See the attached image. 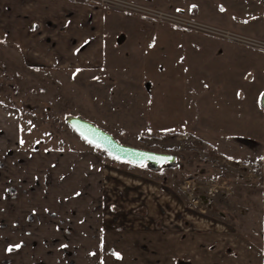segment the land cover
<instances>
[{
    "label": "rangeland",
    "instance_id": "rangeland-1",
    "mask_svg": "<svg viewBox=\"0 0 264 264\" xmlns=\"http://www.w3.org/2000/svg\"><path fill=\"white\" fill-rule=\"evenodd\" d=\"M84 1L107 12L163 25L169 33H197L264 54L256 46L111 4ZM125 1L264 41V0ZM121 25H113V33ZM129 27L122 28L129 40L121 45L122 35H118L117 48L106 35L103 66L92 70L30 67L14 56L13 49L0 47V98L20 112L17 146L27 151L20 159L0 160V181L12 180L20 188L33 179L39 183L47 179L53 195H81L85 186L72 183L81 182V166L59 162L58 168L43 169L45 164L38 161L46 154L83 151L95 153L107 167L127 171L126 165L118 168L117 162L66 123L68 116L80 117L123 145L175 155L174 163L127 171L144 178L151 175L148 179L159 185L151 190L166 201L165 217L158 224L164 222L167 247L179 245L178 251L193 263V231L211 232L224 245H234L241 256L250 254L256 264H264V109L260 105L264 87L253 89L260 83L250 67L229 73L223 45L206 52L197 51L193 44L175 48L172 43L169 48L155 27H141L146 39L139 44L134 40L137 28ZM89 170L93 175L95 170ZM99 205L91 203L87 210L97 211ZM137 209L134 213H145L143 207L144 211ZM92 263L87 257L86 264Z\"/></svg>",
    "mask_w": 264,
    "mask_h": 264
},
{
    "label": "crops",
    "instance_id": "crops-1",
    "mask_svg": "<svg viewBox=\"0 0 264 264\" xmlns=\"http://www.w3.org/2000/svg\"><path fill=\"white\" fill-rule=\"evenodd\" d=\"M113 25L121 27L113 33ZM123 25L137 28V43L146 39L141 27H155L169 48L172 43L175 48L193 44L197 51L206 52L223 45L222 57L230 61L229 73L239 74L240 69L250 67L260 83L253 89L264 87V54L244 47L197 33H169L171 30L163 25L107 12L84 0H0V42L9 44L14 56L30 67L69 71L101 68L106 35L111 36L109 41L115 48L129 40ZM118 35H122L120 44ZM19 134L20 112L0 103V160L20 159L27 152L17 146ZM38 162L45 164L43 169L46 165L58 168L59 162L81 166V182L72 183L85 187L81 195H53L47 179L41 183L33 179L20 188L12 180H1L0 264H86L87 257L92 264H256L253 256H241L231 245L213 238L211 232L193 231V263L178 251L179 245L167 247L164 222L158 224L165 217L166 201L151 190H158L159 185L107 167L93 152L56 157L46 154ZM13 167L21 174L19 164ZM90 167L95 170L93 175ZM10 187L15 188L9 191ZM91 203H100V209L89 212ZM140 207L145 213H134Z\"/></svg>",
    "mask_w": 264,
    "mask_h": 264
},
{
    "label": "water",
    "instance_id": "water-1",
    "mask_svg": "<svg viewBox=\"0 0 264 264\" xmlns=\"http://www.w3.org/2000/svg\"><path fill=\"white\" fill-rule=\"evenodd\" d=\"M260 105L264 109V93L260 98ZM66 123L83 140L101 149L111 158L138 166L146 164L154 169L165 163H174L176 160L173 154L123 145L110 133L80 117L68 116Z\"/></svg>",
    "mask_w": 264,
    "mask_h": 264
},
{
    "label": "built area",
    "instance_id": "built-area-1",
    "mask_svg": "<svg viewBox=\"0 0 264 264\" xmlns=\"http://www.w3.org/2000/svg\"><path fill=\"white\" fill-rule=\"evenodd\" d=\"M97 1L104 4H111L120 7L124 11L140 13L142 16L150 19H156L164 22H168L174 25L182 26L185 28H191L196 31L204 32L211 35H216L219 37H224L230 41L245 43L247 45L256 46L259 49L264 50V41L259 39H254L252 37H247L245 35H240L227 30L220 29L213 25L206 24L201 21L191 20L180 14L171 13L164 10L155 9L147 5H140L134 2L125 0H90ZM234 246V245H231Z\"/></svg>",
    "mask_w": 264,
    "mask_h": 264
},
{
    "label": "trees",
    "instance_id": "trees-1",
    "mask_svg": "<svg viewBox=\"0 0 264 264\" xmlns=\"http://www.w3.org/2000/svg\"><path fill=\"white\" fill-rule=\"evenodd\" d=\"M0 47L1 48H7V49H9V44H7V43H3V42H0ZM0 102H2V103H4L3 102V100L0 98ZM6 104V103H5ZM7 105V104H6ZM104 153V152H103ZM105 154V153H104ZM106 155V154H105ZM111 159V161H113V162H117L116 164H117V167L118 168H121V169H123L122 168V166H124V165H126V168H125V170H127V171H131V170H133V168L134 167H136V168H139L138 167V165H133V164H131V163H128V162H123V161H120V160H118V159H114V158H110ZM113 159V160H112ZM143 165H141L140 167H142ZM148 176V178H151L150 176L151 175H147ZM152 179V178H151ZM154 180V179H153Z\"/></svg>",
    "mask_w": 264,
    "mask_h": 264
},
{
    "label": "flooded vegetation",
    "instance_id": "flooded-vegetation-1",
    "mask_svg": "<svg viewBox=\"0 0 264 264\" xmlns=\"http://www.w3.org/2000/svg\"><path fill=\"white\" fill-rule=\"evenodd\" d=\"M1 104H3V105H6L5 103H2V102H0ZM144 165H146V164H144ZM146 166H148V165H146ZM132 173V172H131ZM145 210V209H144ZM143 209H142V207H140V208H138L137 209V211H139V212H141V211H144ZM142 214V213H141ZM177 264H182V263H180V262H178Z\"/></svg>",
    "mask_w": 264,
    "mask_h": 264
},
{
    "label": "snow or ice",
    "instance_id": "snow-or-ice-1",
    "mask_svg": "<svg viewBox=\"0 0 264 264\" xmlns=\"http://www.w3.org/2000/svg\"><path fill=\"white\" fill-rule=\"evenodd\" d=\"M17 247H19V246H17ZM12 249L11 248H9V251H11ZM118 255V254H117Z\"/></svg>",
    "mask_w": 264,
    "mask_h": 264
}]
</instances>
